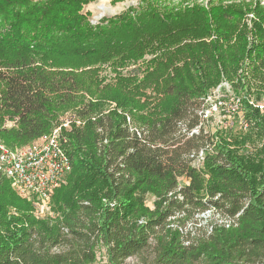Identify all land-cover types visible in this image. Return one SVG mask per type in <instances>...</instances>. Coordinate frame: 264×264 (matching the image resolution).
<instances>
[{
    "label": "trees",
    "instance_id": "trees-1",
    "mask_svg": "<svg viewBox=\"0 0 264 264\" xmlns=\"http://www.w3.org/2000/svg\"><path fill=\"white\" fill-rule=\"evenodd\" d=\"M90 1L0 0V135L8 146L26 144L67 109L84 120L63 129L72 166L53 194L61 222L11 217L0 233V264H92L101 246L108 264H124L150 240L154 256L141 264L264 258V150L257 159L237 154L203 118L206 92L221 76L239 87L251 67L264 84V9L253 8L248 27L244 5L140 0L92 24L84 11ZM146 54L153 56L144 61ZM106 62L140 65L100 85L96 65ZM85 82L138 112L103 114L81 93ZM244 104L263 134L264 114ZM192 149L202 152L201 167L192 165ZM8 183L0 173L4 218L10 205L29 209ZM206 210L227 219L190 240L185 222Z\"/></svg>",
    "mask_w": 264,
    "mask_h": 264
},
{
    "label": "rangeland",
    "instance_id": "rangeland-1",
    "mask_svg": "<svg viewBox=\"0 0 264 264\" xmlns=\"http://www.w3.org/2000/svg\"><path fill=\"white\" fill-rule=\"evenodd\" d=\"M165 3H168L170 6H183V8L186 7H192L194 5H212V6H218V5H227V6H240L244 5L248 7L251 11L246 13L244 18V23L248 25V27H251V19L254 18L253 16V8L255 6H258L259 8L264 9V0H164ZM140 0H91L88 4L84 6V11L88 13V18L91 21L92 24H96L100 19L102 18H108L112 16H116L129 7L137 8L139 6ZM153 55L146 54L143 57V60L149 59ZM256 54L254 56L255 60H259L256 58ZM133 65H140V64H131ZM98 70V79L100 82V85L110 84L116 81L117 77H115V71H120L122 74H127V68H124L123 70L119 67H114L111 63L106 62L99 65H96ZM95 66V67H96ZM247 67V66H246ZM89 67H86V69ZM246 77H242L238 81L239 87H236L234 84L237 83V80L228 79L225 76H221L220 81L215 85L210 87V89L206 92L205 98H207L208 102H216L218 100H222V105L217 108V110L211 111V114L206 118V130H211V132H214L215 134L218 132V135L227 140L228 143L226 144L227 148L235 151L237 154L246 155L253 157L254 159H257L259 155H261V151L264 150V133L260 134L258 133L257 126H255L254 121H251L252 119L248 120V117L246 116V110L249 109V107H246L244 102H246L247 105L250 106V108L254 109L256 108V104H264V84L263 79L261 77H257V74H254L252 76L251 67H247L245 69ZM250 83H248L249 81ZM245 82V83H244ZM87 83H84V87L81 90V93L84 95V98L86 100H91L94 102L99 103L100 110H102L103 114H106L110 110L116 111L118 113H125L129 114V112H138V110L131 109V111H128L126 109H122V107L118 104V100H120V96L115 95L112 92H102L95 91L93 89H90L89 86L86 85ZM242 85V86H241ZM88 88V89H87ZM91 88H95V86H92ZM237 88H243V90H238ZM250 88V89H248ZM237 102L239 100L240 105L237 107L231 106L230 104ZM121 107V108H120ZM258 108V107H257ZM260 114H264V108L260 109L258 108ZM141 111V110H139ZM72 111L67 109V111H64V113H61L57 120L54 121L53 126L61 125L65 122L69 123V126L71 128V122H75V124H84V120L77 119L75 116L72 115ZM200 113V111H199ZM251 121V122H250ZM7 125H9L7 123ZM191 135V131L186 134L184 137L187 138ZM64 136L66 137V134L64 133ZM0 140L8 146L6 143V139L0 135ZM24 144H16L13 146H8L10 148L19 147ZM65 147V146H64ZM189 157L192 158V165L196 167H201L202 162V152L199 150V155L196 156V150L192 149L190 151ZM70 173V172H69ZM69 173L65 176L64 180L59 184L58 187L55 188V190L61 186H64L67 183V177ZM7 178V177H5ZM10 185L11 191H13L14 195L19 198L20 200L26 201L29 204V209L27 211H24L25 209H19L16 206L10 205L6 208V216H0V233H5V228L3 223L7 220L12 219L11 217H17L22 213H26L30 215V217L35 220L37 223L35 225L40 224V226L46 224L48 227H52L53 225H58L61 222L62 219V212L57 209L56 204L54 202V192L51 194L49 203H48V210L44 214H40L36 210V205L34 200H28L26 198H23L18 194V192L14 189L12 186L11 179L7 178ZM184 181V180H183ZM8 183V184H9ZM146 207L153 208V197H148L145 202ZM182 214H179L178 216H181ZM29 217L24 218V225H27ZM175 218L174 217H171ZM6 219V220H5ZM226 217H223L221 215L215 214L210 210H206L201 213H197L193 216V218H189L185 222V227H183V231L185 233H189L190 240L193 239V237H196L200 235L204 229L206 228L207 224L213 220L224 221L226 220ZM174 220V219H173ZM44 223V224H43ZM184 226V225H183ZM7 232V231H6ZM187 235V234H186ZM188 236V237H189ZM154 256V242L153 240H150L147 247L142 249L141 251L131 255L130 257L126 258L124 261V264H141L145 261H151ZM92 264H108L107 262V254L106 249L104 246L98 247L96 249V259ZM246 264H264V258L259 257H251L249 261L246 262Z\"/></svg>",
    "mask_w": 264,
    "mask_h": 264
},
{
    "label": "built area",
    "instance_id": "built-area-1",
    "mask_svg": "<svg viewBox=\"0 0 264 264\" xmlns=\"http://www.w3.org/2000/svg\"><path fill=\"white\" fill-rule=\"evenodd\" d=\"M222 100L209 103L203 118H207L213 110L222 105ZM240 105L239 100L230 104ZM263 109L264 104H256ZM63 129H70L69 123L54 126L28 143L10 148L0 140V173L11 179L12 186L20 196L34 200L36 210L44 214L48 210L51 194L71 171V160L65 150L66 137ZM193 131H196L195 129Z\"/></svg>",
    "mask_w": 264,
    "mask_h": 264
}]
</instances>
